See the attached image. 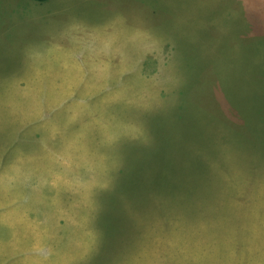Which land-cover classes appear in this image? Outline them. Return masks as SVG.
<instances>
[{
  "label": "rangeland",
  "instance_id": "rangeland-1",
  "mask_svg": "<svg viewBox=\"0 0 264 264\" xmlns=\"http://www.w3.org/2000/svg\"><path fill=\"white\" fill-rule=\"evenodd\" d=\"M261 62L264 0H0V264H264Z\"/></svg>",
  "mask_w": 264,
  "mask_h": 264
},
{
  "label": "trees",
  "instance_id": "trees-1",
  "mask_svg": "<svg viewBox=\"0 0 264 264\" xmlns=\"http://www.w3.org/2000/svg\"><path fill=\"white\" fill-rule=\"evenodd\" d=\"M34 1H38V2H44V1H46V0H34ZM242 60V59H241ZM248 60H252L250 57L248 58ZM252 61H254V60H252ZM256 62V61H255ZM257 64V63H256ZM261 69L263 70V72H264V62H261ZM264 79V78H263ZM230 80V79H229ZM224 81L226 82V83H224L225 85L227 84V86L228 87H230V84H229V82H228V80H227V78H224ZM223 81V82H224ZM230 82H232V85H233V89H229V93H227V94H223L225 97H227V98H231V97H233L234 96V94L232 93V92H235V89H238L237 88V86L239 85V81L236 83V82H234V81H232V80H230ZM263 83H264V81H263ZM222 85V84H221ZM225 85H222V86H220V85H218L219 87H222L223 89H227V91H228V88L227 87H225ZM216 85H212V87H215ZM241 88V87H240ZM215 96V95H214ZM217 97V96H216ZM215 97V98H216ZM197 116V117H196ZM194 117L196 118H193L192 117V119L196 122V123H198V122H200V113L199 112H197L195 115H194ZM215 119H218V118H220L219 116H218V118L215 116L214 117Z\"/></svg>",
  "mask_w": 264,
  "mask_h": 264
}]
</instances>
